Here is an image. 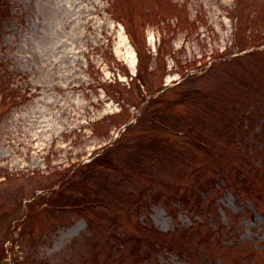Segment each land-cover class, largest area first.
Returning <instances> with one entry per match:
<instances>
[{
    "label": "rangeland",
    "instance_id": "rangeland-1",
    "mask_svg": "<svg viewBox=\"0 0 264 264\" xmlns=\"http://www.w3.org/2000/svg\"><path fill=\"white\" fill-rule=\"evenodd\" d=\"M0 81V264H264V0H0Z\"/></svg>",
    "mask_w": 264,
    "mask_h": 264
},
{
    "label": "trees",
    "instance_id": "trees-1",
    "mask_svg": "<svg viewBox=\"0 0 264 264\" xmlns=\"http://www.w3.org/2000/svg\"><path fill=\"white\" fill-rule=\"evenodd\" d=\"M127 32L130 34L131 38L133 39V42L135 43L134 45L136 47L137 54H138V58H139V71H138V76L136 78H133L132 79V82L133 83L135 82V85H141V86H142V84H145V87L148 88V86L146 84L147 82L145 81V79L143 77V75H144V70H143V66H144L143 47H142V45H140V43L137 42L136 38L134 37V35L131 33L130 30L127 31ZM194 67H197V66L194 65L193 67H191V69L194 68ZM116 84L121 85L122 82H120L119 80H117L116 81ZM14 99H17V98H14ZM100 157H102V155ZM32 198H33V201L29 205V208L34 204V202H36L38 200L39 196L36 195V196H33ZM60 206H62V205H60ZM64 206H65V204L63 205V207ZM57 207H59V206H57ZM63 207H60V208H63Z\"/></svg>",
    "mask_w": 264,
    "mask_h": 264
},
{
    "label": "bare ground",
    "instance_id": "bare-ground-1",
    "mask_svg": "<svg viewBox=\"0 0 264 264\" xmlns=\"http://www.w3.org/2000/svg\"><path fill=\"white\" fill-rule=\"evenodd\" d=\"M128 40V39H127ZM128 43H129V41H128ZM130 44V43H129Z\"/></svg>",
    "mask_w": 264,
    "mask_h": 264
}]
</instances>
